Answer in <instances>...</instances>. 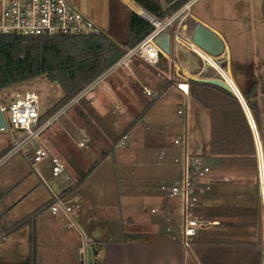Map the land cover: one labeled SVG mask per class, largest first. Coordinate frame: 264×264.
I'll return each instance as SVG.
<instances>
[{"label":"rangeland","instance_id":"obj_1","mask_svg":"<svg viewBox=\"0 0 264 264\" xmlns=\"http://www.w3.org/2000/svg\"><path fill=\"white\" fill-rule=\"evenodd\" d=\"M206 1L200 0L197 4ZM238 1L240 0H221L224 5L231 3L234 6ZM257 2L264 3V0ZM246 7L247 5H242L241 10H246ZM257 8L260 11V7ZM112 74L106 78V82L111 79ZM95 89V92H101L102 84ZM27 90L38 93L42 114L53 109L66 96L58 82L40 75L0 89V99L2 103L9 104L17 92L25 93ZM177 95L175 88L162 93L146 111L144 118L128 131L127 127L141 111L137 104H129L126 108L121 106L119 110L120 106L115 104V100L107 97V100H103L105 106L101 111L104 121L95 113H89L92 105H99L100 97L96 96L94 104H91L93 99L89 97L72 104L48 128L49 132L59 138L53 140L52 144L59 150L63 147L61 150L64 153L61 157L66 162L67 171L62 177L53 176L49 157L35 165L36 172L21 152L1 159L0 232L4 234L3 223L9 219L20 222L31 211L38 209L41 212L33 223L11 231V235L0 240V264H97L98 244L88 240L89 232L97 235L109 233L114 236L120 227L117 220L120 217L126 223L129 217L137 224L151 220L154 217L150 213L151 207L166 199L159 187L163 181L172 180L176 174L173 154L179 153L163 148L154 139L156 136L163 135L174 141L177 137L187 135L189 151L193 154H205L210 158L212 176L216 179L212 192L213 202H220L226 197L228 198L225 202H230V192H252L256 184L255 175L259 172L258 165L244 166L241 163L236 164L234 158L211 155V110L192 99L188 104L186 119V112L178 113V109L185 110L186 102ZM153 98L154 96H145L147 102ZM82 107L87 109V115L83 114ZM114 108L118 111L113 112ZM5 114L9 117L8 111ZM91 117L99 126L92 124L87 133L89 140L86 146L79 147L77 141L83 138L80 126L89 128L87 121L91 122ZM12 133L11 126L0 131V135L10 138L21 135L19 132L16 135ZM123 133H127L126 143L120 145L118 140ZM114 143L115 147L111 150ZM45 144L47 145L46 142ZM107 151H110L109 154L105 153ZM162 151L165 152L164 158H160ZM70 159L75 160L84 170L97 164L76 191L69 195H60L68 202L78 205L73 213L75 226L69 225V219L63 214L54 215L45 207L53 200L50 189L58 194L63 187L75 183L78 174L70 164ZM18 172L24 175L21 176ZM39 173L49 186L40 180ZM17 175L21 176L20 179L10 185V200L17 203L7 207V188L2 186L7 178ZM224 176H228L229 180L223 181ZM230 176L233 177L231 183ZM79 235L83 237L82 241L77 240Z\"/></svg>","mask_w":264,"mask_h":264},{"label":"crops","instance_id":"obj_2","mask_svg":"<svg viewBox=\"0 0 264 264\" xmlns=\"http://www.w3.org/2000/svg\"><path fill=\"white\" fill-rule=\"evenodd\" d=\"M69 1L100 25L102 30L122 47V50L128 45L138 42L142 36L130 38V12L134 11L140 16L142 14L132 8L129 0ZM133 1L138 6L140 5L135 0ZM188 1L182 2L181 0L178 3L167 5L162 0L165 10L159 16L140 5L148 16L152 14L159 20L168 23L179 37H174L166 30L160 29L155 38L165 54L160 53L158 63L151 64L142 57L135 56L127 66L116 69L111 75V79L102 84L101 92L99 90L98 93L95 92L96 89L93 91L91 104H94L96 96L100 97V102L98 106L92 105L89 113H95L104 121L101 112L105 106L103 100L110 97L115 100L116 105L120 106L119 110H121V106L126 108L129 104H137L141 110L135 118L138 119L141 114L136 122L138 123L162 93H167L175 88L177 96L186 102L187 119L190 100L194 99L202 105L190 94V80L217 79L218 73L211 63L182 41L184 38L196 45L195 47L204 52L211 61L213 58L221 66L228 67L234 78L233 82L242 93L243 100L241 101L232 91L241 104L252 130L256 148V163H246L245 158L240 159L233 155H230V159L234 158L236 164L241 163L244 166L257 167L258 165L260 173L255 175V189L250 193L237 191L235 194L230 192V219L210 218L219 221V224L202 228L189 245L183 243L180 234L174 238L166 232L168 220L161 215L150 212L154 217L140 224L135 223L130 217L126 223L120 217L117 219L120 227L114 236L109 233L97 235L89 232L88 240L98 244L96 253L99 260L97 264H264V3L257 2V0H240L234 6L231 3L224 5L221 0H207L200 4H197L200 0H193L187 9H183ZM242 5H247V9L241 10ZM257 6L260 7V11ZM147 20L152 27L150 31L155 29V24L150 19ZM183 75L185 78L182 77ZM228 80L230 82V79ZM179 83H183V87H188L189 91L182 90ZM145 87L150 89L152 94H148ZM246 94L249 95V101L254 105L255 110L250 108ZM145 96H154V98L147 102ZM82 110L83 114H88L85 107H82ZM112 111L117 112L118 110L114 108ZM87 122L89 128L85 125L80 126L81 134L82 130L88 133L92 124H97L93 118L91 122ZM97 125L99 126V124ZM211 129L212 120L210 135ZM16 132L21 133L19 130L13 129L12 134L16 135ZM57 139L59 140L48 130L42 135V142H46L51 152L61 157L64 153L61 150L63 147L59 150L52 144V141ZM154 139L163 148L174 152L179 151L173 141L163 135L156 136ZM15 140L14 136L10 138L0 135V155ZM33 147L34 145H29L26 150L21 151V154L29 164L31 163L32 169L36 172L35 165L30 160ZM175 168L177 172L173 179L179 175L176 165ZM18 173L20 174V172ZM20 175L14 178L9 177L3 183L2 187L7 188L5 197L9 199L7 207H12L17 203V201L10 200V190L12 189H10V185L16 183L24 174ZM38 175L40 180L49 186L40 173ZM222 180L228 181L229 177L224 176ZM232 181L233 177L230 176V183ZM63 189L64 187L58 194H61ZM213 190L214 186L204 200L208 201L210 196L214 197ZM50 191L52 193V189ZM3 192L4 190L1 193ZM211 202V204L219 203L213 202V200ZM50 203L51 200L45 207L49 208ZM155 205L170 207L173 206V203L166 197L160 204ZM37 210L29 212L27 216ZM38 211L36 218L41 212ZM18 223L11 219L5 224L3 223L5 225L3 226L5 228L4 235H9L11 231L23 227H16ZM77 240L82 241L83 237L79 235Z\"/></svg>","mask_w":264,"mask_h":264},{"label":"built area","instance_id":"obj_3","mask_svg":"<svg viewBox=\"0 0 264 264\" xmlns=\"http://www.w3.org/2000/svg\"><path fill=\"white\" fill-rule=\"evenodd\" d=\"M193 0H189L183 9H187ZM159 20L157 17H155ZM172 18H174L172 16ZM154 22L155 29L151 30L140 41L128 45L113 60V62L96 75L91 81L75 94L70 95L45 114L40 112L39 96L34 90H27L25 93L17 92L9 104L2 103V110L6 119V127H0L5 131L8 127L19 130L21 135L6 149L0 156V160L7 158L17 152L34 145L30 160L36 165L44 158L49 157L52 162V174L54 177H62L67 171L66 162L58 155L51 152L49 147L42 142L43 133L58 120V118L72 104L82 98L93 99V91L99 84L106 82V78L121 66H127L135 56H140L151 64H157L160 53H164L162 47L156 41V35L160 29L166 30L174 37H179L168 23L159 20ZM161 23H164L162 25ZM102 28L91 17L82 10L74 7L69 0H0V35L19 34L28 36H65V35H91L99 34ZM183 42L195 50L205 60L213 65L218 73L217 79L223 80L242 101L238 86L233 82V76L229 68H225L218 61H212L205 54L201 53L195 45L182 38ZM207 54V53H206ZM209 55V54H208ZM210 56V55H209ZM179 69V67H178ZM182 77L185 78L183 75ZM230 79V82L229 80ZM179 86L185 92L189 89ZM148 94L152 91L145 87ZM9 112V117L5 112ZM185 110L179 109L178 113L183 114ZM83 138L77 141L79 147H85L89 137L85 130H82ZM127 135L119 141L120 145L126 143ZM188 136L174 139V146L179 153L173 155V162L179 169V175L170 180L163 181L159 189L170 199L173 206H153L150 209L152 214H158L168 220L166 232L174 238L178 234L182 237L185 245H189L202 228L217 225L219 221L206 218L199 214L198 208L205 197L212 191L216 179L212 176V163L210 158L204 154H193L188 149ZM165 157L162 151L160 158ZM1 162V161H0ZM54 201L50 205L52 214H63L69 219V225L75 226L73 213L77 204L68 202L60 194L52 190ZM5 235L0 232V239ZM83 249H81V252Z\"/></svg>","mask_w":264,"mask_h":264},{"label":"trees","instance_id":"obj_4","mask_svg":"<svg viewBox=\"0 0 264 264\" xmlns=\"http://www.w3.org/2000/svg\"><path fill=\"white\" fill-rule=\"evenodd\" d=\"M132 1L129 0L128 2L134 10L154 22L159 20L151 13L159 16L165 10L162 0H135L151 12V16H148L143 7ZM163 1L170 5L181 0ZM184 1L187 0H182V2ZM142 16L134 11L130 12V38L142 35L138 39L140 40L152 29L150 22ZM121 50L122 47L104 31L91 35L54 37L1 34L0 89L45 75L49 80L56 81L61 85L66 98L77 93L85 83L91 81L110 66ZM190 94L203 106L211 110L210 154L215 157H230V155H233L238 156L240 159L245 158L246 163H256L253 133L236 96L217 83L195 79L190 80ZM246 97L249 101L248 94H246ZM249 105L252 110H255L250 101ZM138 119H135L128 126L127 131ZM125 134L123 133L122 136ZM114 147L115 143L111 146V150ZM109 152L107 151L106 154H109ZM70 162L78 176L75 183L64 187L61 196L76 191L97 165L92 164L89 169L84 170L75 160L71 159ZM226 198L215 205L214 203L211 204L213 198L210 196V200H204L199 206V214L206 218L230 219V202L226 203ZM52 203L53 201L49 206ZM38 212L37 210L28 215L18 223L17 227L33 223Z\"/></svg>","mask_w":264,"mask_h":264},{"label":"water","instance_id":"obj_5","mask_svg":"<svg viewBox=\"0 0 264 264\" xmlns=\"http://www.w3.org/2000/svg\"><path fill=\"white\" fill-rule=\"evenodd\" d=\"M168 50V49H167ZM231 72V71H230ZM232 74V73H231ZM236 80V79H235ZM206 81H209V82H214V83H217L221 86H223L224 88L228 89L229 91H233L232 88L227 84L225 83L223 80L221 79H208ZM237 83V81H236ZM239 89V88H238ZM240 91V90H239ZM241 96H242V93L240 92ZM7 124H6V119H5V116H4V112L2 110V102L0 100V127H6Z\"/></svg>","mask_w":264,"mask_h":264},{"label":"bare ground","instance_id":"obj_6","mask_svg":"<svg viewBox=\"0 0 264 264\" xmlns=\"http://www.w3.org/2000/svg\"><path fill=\"white\" fill-rule=\"evenodd\" d=\"M156 22L160 23V21H156ZM161 24L164 25V23H161Z\"/></svg>","mask_w":264,"mask_h":264}]
</instances>
